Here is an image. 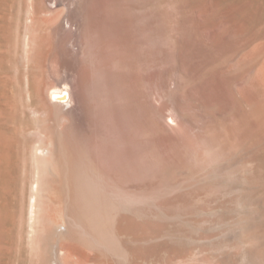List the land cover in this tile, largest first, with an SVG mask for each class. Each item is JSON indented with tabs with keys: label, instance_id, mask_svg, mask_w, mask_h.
Masks as SVG:
<instances>
[{
	"label": "bare ground",
	"instance_id": "obj_1",
	"mask_svg": "<svg viewBox=\"0 0 264 264\" xmlns=\"http://www.w3.org/2000/svg\"><path fill=\"white\" fill-rule=\"evenodd\" d=\"M203 1L0 0V264H264V0Z\"/></svg>",
	"mask_w": 264,
	"mask_h": 264
},
{
	"label": "rangeland",
	"instance_id": "obj_2",
	"mask_svg": "<svg viewBox=\"0 0 264 264\" xmlns=\"http://www.w3.org/2000/svg\"><path fill=\"white\" fill-rule=\"evenodd\" d=\"M197 1H199V0H194V3L197 4V8H196L195 6L193 7V9L196 10V13L201 9V6H202V5H200V4H201L200 2L203 1V0L199 1V2H198L199 4L196 3ZM204 1H205V3H206V0H204ZM204 1H203V2H204ZM207 1H209V0H207ZM227 1H228V0H225V1L223 0V2H222V4H221V5H223V6L220 7V6H221V5H220L217 9L212 10V13H211V10H210L209 13H208V15H212L213 17H215L216 14H217L219 11H221V10H222L223 8H225L226 6L232 4V2H233L232 0H229L228 2H227ZM231 1H232V2H231ZM203 2H202V4H203ZM205 3H204V5H205ZM195 4H194V5H195ZM195 10H194V11H195ZM210 13H211V14H210ZM219 13H220V12H219ZM262 14H263V13H262ZM262 14L259 15L260 18H258V17H257L258 15H257V16H256L257 18L255 17L254 19H256V20L258 19V20H259L258 22H260V21L262 22V21H263L262 19H264V17H263L264 14H263V15H262ZM208 15H207V16L204 15V17H202V18L199 17V18H201V19H199V20H201V21H202V20H204V21L206 20V21H207V20L210 19V17H211V16L209 17ZM217 15H219V14H217ZM205 16H206V17H205ZM261 16H262V17H261ZM213 17H211V18H213ZM204 18H205V19H204ZM256 20H255V21H256ZM201 21H199V22H200V23H203V24L205 23L204 21H202V22H201ZM252 21H253V23H252ZM252 21H251V23L254 24L255 21H254V20H252ZM256 22H257V21H256ZM256 22H255V25L250 24V29H251V30H253L254 28L256 29V28H258V27L261 26V25H260V24H262L261 22H260V24H259L258 22H257V23H256ZM258 24H259V26H258ZM263 24H264V21H263ZM256 25H257V26H256ZM253 26H256V27H253ZM252 27H253V29H252ZM250 29H249V31H250ZM255 29H254V30H255ZM249 31H247V33H248ZM250 32H251V31H250ZM244 33H245V32H244ZM244 33H240L238 36H239V37L242 36L241 39H242L243 37L245 38L246 35H245ZM243 34H244V35H243ZM231 35H232V32H231ZM231 35H229V36H231ZM234 35H236V36H234ZM229 36H227V39L230 38V40H232V41H233L234 39H236V37H237L236 40L239 39V37H238L237 34H235V33L233 34V36H234L235 38H233V36H231V37L233 38V39H231V37H229ZM241 39H240V40H241ZM236 40H234V41H236ZM222 66H225V64H223Z\"/></svg>",
	"mask_w": 264,
	"mask_h": 264
}]
</instances>
